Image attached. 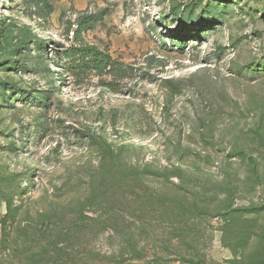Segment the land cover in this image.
<instances>
[{
	"label": "rangeland",
	"instance_id": "1",
	"mask_svg": "<svg viewBox=\"0 0 264 264\" xmlns=\"http://www.w3.org/2000/svg\"><path fill=\"white\" fill-rule=\"evenodd\" d=\"M46 2L0 0V264H264V0ZM91 14L130 79L65 71Z\"/></svg>",
	"mask_w": 264,
	"mask_h": 264
},
{
	"label": "trees",
	"instance_id": "2",
	"mask_svg": "<svg viewBox=\"0 0 264 264\" xmlns=\"http://www.w3.org/2000/svg\"><path fill=\"white\" fill-rule=\"evenodd\" d=\"M38 1L40 5L46 9L48 14L52 13V6L48 4L46 0ZM190 12L193 13L192 11ZM104 17V14L84 15L79 17L75 23L77 29L74 30V34L77 39H80V42L65 49L62 56L65 60V71L74 77H78L77 79H81V77L91 73H95L100 77H110L113 82L124 81L133 76L130 67L115 60L109 53L84 43L81 38L84 33L93 30L99 25L104 20ZM204 32V30L200 31L202 37L206 36ZM178 38L179 41L175 43V45L184 47L186 38L182 36H178ZM30 42H20L18 46L26 45ZM6 53L8 52H5V54ZM0 63L4 64L3 61H0ZM3 90L4 88H0V92Z\"/></svg>",
	"mask_w": 264,
	"mask_h": 264
}]
</instances>
